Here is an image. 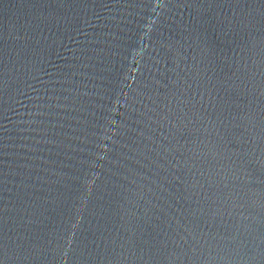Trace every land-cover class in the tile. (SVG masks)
<instances>
[{
    "label": "water",
    "instance_id": "95a60500",
    "mask_svg": "<svg viewBox=\"0 0 264 264\" xmlns=\"http://www.w3.org/2000/svg\"><path fill=\"white\" fill-rule=\"evenodd\" d=\"M0 264H264V0H0Z\"/></svg>",
    "mask_w": 264,
    "mask_h": 264
}]
</instances>
